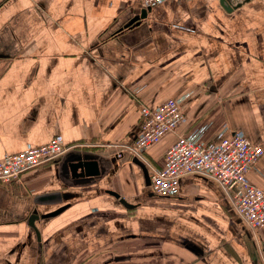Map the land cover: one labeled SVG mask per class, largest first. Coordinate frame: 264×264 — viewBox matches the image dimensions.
<instances>
[{"label": "crops", "instance_id": "0c3cea01", "mask_svg": "<svg viewBox=\"0 0 264 264\" xmlns=\"http://www.w3.org/2000/svg\"><path fill=\"white\" fill-rule=\"evenodd\" d=\"M231 3L167 0L126 27L145 8L135 0H0V159L59 136L106 166L68 179L67 151L0 183V264H264V228L216 181L187 174L158 195L129 150L141 106L168 98L184 119L138 158L149 178L177 135L263 140L264 0ZM247 180L264 189V154ZM48 191L65 196L34 204Z\"/></svg>", "mask_w": 264, "mask_h": 264}, {"label": "built area", "instance_id": "2783aa9c", "mask_svg": "<svg viewBox=\"0 0 264 264\" xmlns=\"http://www.w3.org/2000/svg\"><path fill=\"white\" fill-rule=\"evenodd\" d=\"M145 8L167 0H135ZM140 132L129 148L140 160L143 154L166 134L175 132L184 116L181 98H168L155 107L140 108ZM90 144H66L59 136L48 143L30 146L0 159V183L9 185L31 168L61 157L69 150ZM263 140L253 143L247 138L232 134L218 141L203 143L177 135L164 155V164L150 175V183L158 195L178 193L179 180L187 174H197L216 181L227 202L252 231L264 228V189L247 180L248 172L264 154ZM117 156H120L118 153Z\"/></svg>", "mask_w": 264, "mask_h": 264}, {"label": "water", "instance_id": "95a60500", "mask_svg": "<svg viewBox=\"0 0 264 264\" xmlns=\"http://www.w3.org/2000/svg\"><path fill=\"white\" fill-rule=\"evenodd\" d=\"M221 3L223 4L224 8L227 11H230L233 7L237 5H232L231 0H221ZM148 8H143L140 13L130 18V20L127 22L126 27H129L133 24H135L137 21L144 19L146 17ZM133 162L137 164L145 177L146 183H150L149 174L147 172V169L145 165L137 158L135 157L133 159ZM106 170V166L101 161V159L91 153L79 151V150H71L68 151L66 154H64V172L63 175L66 178H75L74 181L79 182H89L93 181L96 177H100ZM65 196L60 191H48L41 194H37L34 196L33 202L36 205H50L57 202H60L61 197ZM124 202V204L129 207L128 203H125L124 200H121ZM131 207V206H130ZM63 208H58L55 211L49 212L46 215H42L40 217H48L57 214L60 212ZM39 218V214L32 213L29 215L27 223L30 225L35 233L38 235V230L35 226V220Z\"/></svg>", "mask_w": 264, "mask_h": 264}]
</instances>
